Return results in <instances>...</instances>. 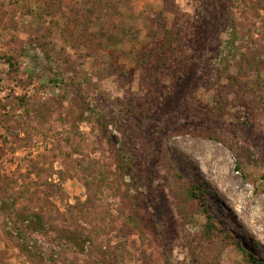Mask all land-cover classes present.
Masks as SVG:
<instances>
[{
  "label": "rangeland",
  "instance_id": "obj_1",
  "mask_svg": "<svg viewBox=\"0 0 264 264\" xmlns=\"http://www.w3.org/2000/svg\"><path fill=\"white\" fill-rule=\"evenodd\" d=\"M68 1L0 0V264H264V0L104 1L78 28ZM68 231L101 262L58 257Z\"/></svg>",
  "mask_w": 264,
  "mask_h": 264
},
{
  "label": "trees",
  "instance_id": "obj_2",
  "mask_svg": "<svg viewBox=\"0 0 264 264\" xmlns=\"http://www.w3.org/2000/svg\"><path fill=\"white\" fill-rule=\"evenodd\" d=\"M104 1L115 3L116 0H70V2L68 1L65 8L62 7L60 9L59 15H67V17H70L72 6H75L73 20L77 28L78 23H76L75 21L86 22L88 20L92 22V24H94L101 18V16L99 15V9L102 8ZM127 1L128 0H122V2ZM76 2H79L80 5L78 6ZM65 11L67 14L64 13ZM84 33L85 32L81 31L80 29H77L76 31V34L79 37H81V35H84ZM105 36H107L109 39L113 38L111 34L108 35V32L105 28V31L95 36V40L98 39L99 42H101V39H103ZM172 39H175L174 35L167 31L166 38L160 40V43L163 45L164 49L171 46L170 44ZM227 40L229 39L227 38ZM227 40L223 42L221 51L222 53L216 60L219 66L222 68V71H227L234 65L236 60L240 61V59L242 58V54L240 53V51H237V49L233 47V43L228 42ZM233 52H235V54H233L232 56ZM127 160L130 162L128 163L129 166L132 165V159L127 158ZM119 168L123 169L122 167ZM191 194L192 195L189 200L196 201L197 199L195 197V192H191ZM139 206L140 205L134 208L129 207V219L131 220V222H133L134 230H137L142 234L150 233L151 231L147 228V220L149 219L148 217L144 216ZM13 232L18 240L20 242H23L21 244L20 250L27 256L34 257L37 254L34 255L35 253L31 246H35L36 251H38L39 254L40 247L44 246L43 243L39 242V237L49 239L48 234L49 232H51V228L44 223L43 218L40 215L30 214L23 216L20 220L15 221ZM54 242L56 250L58 252V257L64 256L65 253L70 252L71 254L77 255L85 260H97L92 262H101L100 260L104 255V251H102V248L99 245L95 244V242H93L90 237H86L76 232L68 231L66 234H59L57 237H55ZM43 249L47 250L46 248ZM40 254H42V252H40ZM251 263L258 264L253 258L251 259Z\"/></svg>",
  "mask_w": 264,
  "mask_h": 264
}]
</instances>
